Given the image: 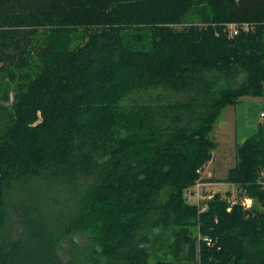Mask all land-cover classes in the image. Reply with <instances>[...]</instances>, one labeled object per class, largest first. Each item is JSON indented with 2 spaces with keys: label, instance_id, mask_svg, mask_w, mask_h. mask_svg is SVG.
Instances as JSON below:
<instances>
[{
  "label": "trees",
  "instance_id": "trees-1",
  "mask_svg": "<svg viewBox=\"0 0 264 264\" xmlns=\"http://www.w3.org/2000/svg\"><path fill=\"white\" fill-rule=\"evenodd\" d=\"M241 95L264 98V0H0V264H264V121L223 179L249 208L183 196Z\"/></svg>",
  "mask_w": 264,
  "mask_h": 264
},
{
  "label": "rangeland",
  "instance_id": "rangeland-1",
  "mask_svg": "<svg viewBox=\"0 0 264 264\" xmlns=\"http://www.w3.org/2000/svg\"><path fill=\"white\" fill-rule=\"evenodd\" d=\"M202 7L198 4L194 8H192L185 16V18L182 20L181 23L177 25L178 28H184L186 26H189L191 24H199L201 21V18H203L202 15ZM202 15V16H201ZM79 40L76 39L74 43H77ZM206 77L210 79L215 80V88H220L226 85L225 79H220L213 75L212 72H209L205 75ZM234 81L231 80V83ZM157 92H160L159 95L162 99H175V100H180L182 98H185L186 96L184 94H178V93H172L168 90L162 91L161 89L157 90ZM11 98H12V93L9 92ZM152 94H155L154 92ZM244 96V95H241ZM241 96H239L240 99ZM246 96V95H245ZM253 97H258V96H246L238 101V106L236 109H238V112H240V109L242 110V113L238 114V120L237 123L238 125L240 124L241 121H244V109L246 112L249 114V120L251 119V115L253 114H258L259 109L256 107L255 111L252 108V103L255 101ZM263 98V97H262ZM232 107L228 106L226 108H222L220 115L217 119V121L214 123L213 129L210 132V137L216 141V140H222L225 142L220 141L218 149L215 148L214 151V161L209 159L206 164L202 166V169L200 170V179L197 182L198 184L192 186L190 189L193 192H196L198 196H196L193 192L190 193H184V198L186 199L187 202H193L196 203V198H198V207L200 208L199 210H204L207 204V201L215 194V193H220L222 197L226 198L230 204L236 203L238 201L241 202V204L245 207L247 204L246 202L243 204V201H249L248 206L250 207L252 205L253 200L248 197V196H241L239 197V189L235 184L227 183L223 181V179L226 177L227 170L229 167H232L235 164V148L234 146H231V143L227 142V137L228 133L224 129H222V124L225 123L229 118L232 116L233 111ZM248 110V111H247ZM264 121V116H261ZM247 119V120H248ZM227 128V127H226ZM228 132H231V128H227ZM212 151V152H213ZM211 152V153H212ZM212 156V154H211ZM264 174V169L262 170L261 176ZM226 192H230V197H227L225 194ZM229 209V208H227ZM74 237L70 236L64 240V247L67 248L68 250L73 249L76 250L78 249L79 246L82 245L81 240L77 239L76 243L79 245H76V243L73 242ZM63 257H66L64 254H62ZM190 264H195V263H190Z\"/></svg>",
  "mask_w": 264,
  "mask_h": 264
},
{
  "label": "crops",
  "instance_id": "crops-1",
  "mask_svg": "<svg viewBox=\"0 0 264 264\" xmlns=\"http://www.w3.org/2000/svg\"><path fill=\"white\" fill-rule=\"evenodd\" d=\"M246 96H249V95H246ZM245 95L244 96H241L240 99L246 97ZM255 99V101L252 103V108L253 110L255 111L256 107L259 109V112L258 114H253L251 115V119L249 120V114L248 112L245 111L244 109V121H241L240 124L238 125L237 123V120H238V114L242 113V110L240 109V112H238V109L237 106L238 104V100L235 104H231V105H227L225 106L224 108L230 106L232 107V111H233V114L232 116L229 118V120H227L225 123L222 124V129H224L225 131H227L228 133V137H227V142L231 143V146H234V148H236V146L238 144H240L245 138L249 137L250 135L254 134L257 129H258V124L261 123L262 121V117H261V113H264V98L262 97H253ZM248 119V120H247ZM231 128V132L229 133L228 132V129L227 128ZM222 141V140H220ZM219 140H216L217 142V149H218V146H219V143H220ZM222 142H225V141H222ZM212 156H211V159L212 162L214 161V151L211 153Z\"/></svg>",
  "mask_w": 264,
  "mask_h": 264
},
{
  "label": "built area",
  "instance_id": "built-area-1",
  "mask_svg": "<svg viewBox=\"0 0 264 264\" xmlns=\"http://www.w3.org/2000/svg\"><path fill=\"white\" fill-rule=\"evenodd\" d=\"M252 26H253L252 24H249V23H246V22H243V23L236 22V23H228V24H226V28H228V33L231 36L238 34L239 31H241V30H249L250 28H252ZM261 116H264V113H261ZM197 184L198 183H196V185ZM188 193H190V192H188ZM194 194L196 196H198L196 192H194ZM245 200L243 201V204L246 202V204H247L246 206H248L249 201L247 202ZM195 202L198 204V198H196Z\"/></svg>",
  "mask_w": 264,
  "mask_h": 264
},
{
  "label": "water",
  "instance_id": "water-1",
  "mask_svg": "<svg viewBox=\"0 0 264 264\" xmlns=\"http://www.w3.org/2000/svg\"><path fill=\"white\" fill-rule=\"evenodd\" d=\"M209 158H211V154L209 155Z\"/></svg>",
  "mask_w": 264,
  "mask_h": 264
}]
</instances>
